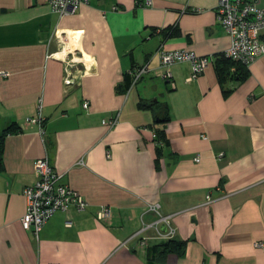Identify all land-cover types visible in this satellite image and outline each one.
<instances>
[{"label":"crops","instance_id":"0c3cea01","mask_svg":"<svg viewBox=\"0 0 264 264\" xmlns=\"http://www.w3.org/2000/svg\"><path fill=\"white\" fill-rule=\"evenodd\" d=\"M150 1L89 0L59 17L49 0H0V136L19 127L0 161V264H264V55L242 75L222 62L219 0ZM176 49L214 60L191 81L192 63L177 62L164 80L161 53ZM146 64L126 91L125 74ZM41 100L43 132L29 122ZM143 100L166 106L168 121ZM45 154L89 207L57 212L37 236L22 224L23 190ZM103 205L109 221L96 216ZM156 205L173 214L184 254L156 258L155 226L147 247L130 238L158 219Z\"/></svg>","mask_w":264,"mask_h":264},{"label":"built area","instance_id":"2783aa9c","mask_svg":"<svg viewBox=\"0 0 264 264\" xmlns=\"http://www.w3.org/2000/svg\"><path fill=\"white\" fill-rule=\"evenodd\" d=\"M89 0H49V5L59 17L71 16L76 13L83 3ZM143 1V0H142ZM144 3L150 4V0H144ZM217 8V16L221 27L231 38V44L225 52V56L231 61L240 62L246 66L250 65L264 55V4L260 0H219ZM117 9V8H116ZM159 76L164 80L171 81L173 75L171 67L177 62L192 63V71L188 81L197 79L201 73L213 62V58L207 56H198L193 51L176 49L174 51H165L161 53ZM235 70V68H234ZM151 69L149 65L136 66L128 73L132 76V84L135 85L144 75L149 73ZM10 72L2 71L0 76H9ZM71 80H68L70 82ZM42 100L40 101V103ZM42 103L39 108L37 117L30 118L29 122L37 124L41 131L44 130L45 117L42 114ZM85 109L89 107V102L84 104ZM118 115H113L110 119H103V123L109 126L118 124ZM153 138L158 146H165L164 141L158 139L159 135L153 131ZM195 160L199 162L200 156H196ZM36 172L37 180L32 186L24 188L23 193L27 198V212L22 217V224L25 230L32 231L37 236L57 212L68 213L71 207H76L78 211L85 210L89 207L88 202L78 191L73 189L69 183H66L65 175L57 172L48 154L37 160ZM211 196L208 195L206 202L209 203ZM151 210L158 215V219L144 226L133 234L130 238H139L140 245L148 246V237H144L142 233L150 226H155L159 232V238L162 240L172 239L175 234V227L171 225L172 215L164 214L160 206H152ZM110 207L103 205L96 212V216L101 221H109L111 218ZM72 220L66 222V226H72ZM162 225L166 226L163 231ZM158 238V237H157ZM262 246V244H258Z\"/></svg>","mask_w":264,"mask_h":264},{"label":"trees","instance_id":"16d2710c","mask_svg":"<svg viewBox=\"0 0 264 264\" xmlns=\"http://www.w3.org/2000/svg\"><path fill=\"white\" fill-rule=\"evenodd\" d=\"M166 30H170V28H165ZM176 33V32H175ZM222 62L226 61L229 65L231 64V66H233L235 68V73L242 75V74H246L247 73V68L248 66L237 62V61H231L229 58H227L224 54L223 58L221 59ZM229 66V67H231ZM125 88L126 91H128L131 87L132 84V76L129 75V73L125 74ZM139 108L140 109H149L151 111H153L155 113V116L157 119H159V122H167L169 119V111L167 110L166 106H163V104H160L158 101H146L143 100L139 103ZM19 127H15V125H11L10 127H8L7 131L2 134L0 136V161L3 157L4 154V138L10 134V133H16L18 132ZM157 132V134L159 135L160 140L164 141V143H166L165 140V133H164V129H159V130H155ZM159 146V145H158ZM159 148H162L161 146H159ZM1 165V163H0ZM186 245H187V241H180L175 239V237H173L172 239L169 240H164L162 243H156L153 244L151 246V249L153 251V255L156 258L162 257V255H165L166 253H174L176 252L179 255H182L185 253L186 251ZM153 257V256H152ZM151 259V258H150Z\"/></svg>","mask_w":264,"mask_h":264},{"label":"water","instance_id":"95a60500","mask_svg":"<svg viewBox=\"0 0 264 264\" xmlns=\"http://www.w3.org/2000/svg\"><path fill=\"white\" fill-rule=\"evenodd\" d=\"M162 229L165 231L166 230V226L165 225H162Z\"/></svg>","mask_w":264,"mask_h":264},{"label":"bare ground","instance_id":"6f19581e","mask_svg":"<svg viewBox=\"0 0 264 264\" xmlns=\"http://www.w3.org/2000/svg\"><path fill=\"white\" fill-rule=\"evenodd\" d=\"M72 45H73V43H72ZM71 47H73V46H71Z\"/></svg>","mask_w":264,"mask_h":264}]
</instances>
